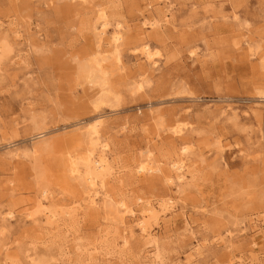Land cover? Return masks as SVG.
<instances>
[{"label":"rangeland","instance_id":"rangeland-1","mask_svg":"<svg viewBox=\"0 0 264 264\" xmlns=\"http://www.w3.org/2000/svg\"><path fill=\"white\" fill-rule=\"evenodd\" d=\"M100 9L108 32L119 23L124 34L121 62L111 53L103 62L106 94L80 76L97 49ZM151 15L160 21L155 33L141 27ZM143 37L163 53L155 70L139 55ZM0 46V264H149L157 252L163 264H187L197 246L193 264H264V224L250 225L264 215V0H0ZM101 47L111 52L107 36ZM226 105L236 115L223 113ZM96 113L121 171V186L108 181L111 199L137 210L136 197L176 202L153 227L158 248L147 254L135 221L125 218L124 249V215L88 208L68 177L66 152L90 148L76 123ZM39 131L48 147L33 153ZM181 140L192 178L180 194L160 173L135 174L141 161L168 173ZM7 142L20 159L7 154ZM42 189L58 199L44 203L58 214L54 224L35 204Z\"/></svg>","mask_w":264,"mask_h":264},{"label":"bare ground","instance_id":"bare-ground-1","mask_svg":"<svg viewBox=\"0 0 264 264\" xmlns=\"http://www.w3.org/2000/svg\"><path fill=\"white\" fill-rule=\"evenodd\" d=\"M163 5H167L168 0H158ZM151 7V6H150ZM149 9L146 11L150 15L151 11ZM169 9L166 8V13H169ZM168 22V21H166ZM111 25L108 20L107 14L104 9H100L98 11V28H97V49L92 53L94 55L91 59H89L84 65L81 67L80 76L83 80L88 84L97 85L102 93L107 91L106 88V77L107 71L103 64L108 58H110L109 54L111 53V57H113L114 61L119 64L121 62V54L120 48L124 43V34L122 32V26L119 23L113 24V27L110 32H108V27ZM142 28H149L152 32H156L157 29L160 28V21L152 15L150 17L143 16L141 22ZM15 37L20 39L22 35H20L17 31L13 32ZM154 35V34H153ZM106 36L109 44L111 45V52L108 50H104L101 46L106 41ZM139 55L143 58V65L148 66L149 68L155 70L158 68V64L161 59L164 57L162 51L154 46L151 41L143 37L141 42L139 43ZM7 53L5 46H0V61L2 57H4ZM193 55L194 53L191 52ZM260 60L262 62V68L264 69V54L260 56ZM20 64V62H17ZM260 101H264V93H260L257 97ZM98 102V101H97ZM95 102V103H97ZM222 112L226 113L232 111L229 105L221 107L223 109ZM233 112V111H232ZM233 115H236L233 112ZM73 130L74 133L79 134L82 133L85 139L90 142V148L87 149L85 153H76L74 151L66 152V171L68 173V177L73 180H77L79 186L83 189L82 195L84 194V203L90 209H101L102 211H112L116 213H122L124 216L119 218L120 224H122V232L124 233L122 236V247L125 249L129 242L126 239L125 235L127 234V227L125 222V218L129 220L135 221V228L138 231L139 237L142 239L138 242L139 250L143 253L147 254L148 248L157 249L158 248V240L157 237L152 234L153 227L159 228V219L161 216H164L168 213H171L175 207L176 202H174L171 198L167 200L161 201L157 206H154L149 201H144L141 197L135 198V203H140V209L137 210L133 206H129L124 199H119L118 201H113L111 199L112 191L110 187H108V181L110 179L117 182V185L121 186L122 178L121 171L118 170L114 165H112L108 159L111 146L109 142H107L103 138V134L101 132V126L103 125V116L101 114H94L89 122L86 124H79ZM38 128V127H36ZM173 135H179V130L173 131ZM46 133L44 131H39L35 135H31L32 149L33 153H37L39 151H44L48 146H44L47 138L45 137ZM76 136V137H78ZM180 154L182 155L177 160L171 161L168 163V173H163V169L159 165H154L150 161H141L136 166L135 174H139L140 176L150 174V173H160L164 179V181L170 186L177 188V192L180 194L183 189L182 187L186 186L190 180L188 176L192 174L187 170V160L190 153L189 147L185 140L180 141ZM7 148V154L16 159H20V154L18 153L17 148H12L11 143L7 142L4 144ZM95 150L97 152H95ZM36 206L41 212L46 220L47 224H54L57 220V212L54 210L47 209L44 203H56L58 201L52 193L48 192L46 189H42L39 196L36 198ZM35 202V200H34ZM33 202V203H34ZM32 202H29L30 204ZM71 210L65 212V214L70 215ZM13 216L12 212L9 211L5 214L7 219H10ZM27 218H32L31 214L26 215ZM264 224V215L262 217H255L254 219H250V225L253 231L258 228V224ZM184 224L189 228L191 225L190 218L184 217ZM228 238H232V233L228 232ZM252 246H255L256 243L254 240L251 242ZM225 244V243H224ZM227 247V246H226ZM95 251L97 248L94 249ZM102 250L99 248V252ZM103 251V250H102ZM199 247H195L192 250V253L189 254L185 259L187 264L191 263L192 258H195V255H199ZM108 253L105 252L104 256ZM194 254V255H193ZM146 258V256H144ZM233 262V259L229 260ZM238 264H244L243 260L240 258L237 259ZM149 264H163V260L160 253H155L149 262Z\"/></svg>","mask_w":264,"mask_h":264}]
</instances>
